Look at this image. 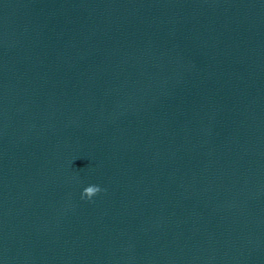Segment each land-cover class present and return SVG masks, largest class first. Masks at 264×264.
Wrapping results in <instances>:
<instances>
[{"label":"water","instance_id":"water-1","mask_svg":"<svg viewBox=\"0 0 264 264\" xmlns=\"http://www.w3.org/2000/svg\"><path fill=\"white\" fill-rule=\"evenodd\" d=\"M0 264H264V0H0Z\"/></svg>","mask_w":264,"mask_h":264},{"label":"clouds","instance_id":"clouds-1","mask_svg":"<svg viewBox=\"0 0 264 264\" xmlns=\"http://www.w3.org/2000/svg\"><path fill=\"white\" fill-rule=\"evenodd\" d=\"M102 189L97 185H89L85 187L81 193L82 199H88L90 200L93 196L101 192Z\"/></svg>","mask_w":264,"mask_h":264}]
</instances>
